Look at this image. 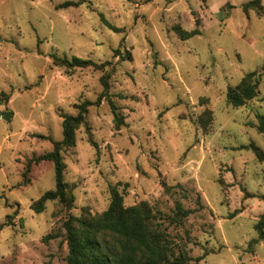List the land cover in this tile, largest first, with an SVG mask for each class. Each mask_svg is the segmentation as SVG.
Returning a JSON list of instances; mask_svg holds the SVG:
<instances>
[{"label": "rangeland", "instance_id": "1", "mask_svg": "<svg viewBox=\"0 0 264 264\" xmlns=\"http://www.w3.org/2000/svg\"><path fill=\"white\" fill-rule=\"evenodd\" d=\"M249 1L0 0V264H66L62 223L102 213L114 193L159 212L174 258L264 264V160L250 148L264 153V81L240 107L225 99L264 66V0L245 14ZM63 2L77 5L57 9ZM177 28L200 34L182 41ZM51 54L105 65L67 69ZM104 74L108 94L126 97L112 98L124 125L115 130L106 101L89 106L74 146L60 152L72 207L48 201L35 213L54 189L53 166L32 165L23 178L25 164L62 140L60 115L95 102ZM175 202L192 212L177 223Z\"/></svg>", "mask_w": 264, "mask_h": 264}, {"label": "trees", "instance_id": "2", "mask_svg": "<svg viewBox=\"0 0 264 264\" xmlns=\"http://www.w3.org/2000/svg\"><path fill=\"white\" fill-rule=\"evenodd\" d=\"M77 5L72 2H63L56 6L57 9ZM224 6H228L226 2ZM259 0H251L242 7L246 14L248 10L259 12ZM102 22L114 32H118L107 24L100 15ZM196 22V27L198 26ZM176 34L180 40L185 41L200 34L197 28L187 32L176 29ZM116 55H120L115 51ZM52 64L63 66L67 69L88 68L102 70L105 64L97 65L91 60H83L77 57H59L51 54ZM128 57L120 56V60ZM108 75L100 77L102 92L98 95L95 102H83L77 106L78 112L75 116L61 114L62 119V140L52 142V150L40 156L32 157L25 164L22 177L30 171L32 165L47 161L53 166L55 186L52 191L45 192L32 205V211L41 213L44 205L48 201H58L67 209L72 207L74 198L68 185L64 182L63 172L65 169L61 150L74 146L75 131L85 126V115L89 106H97L102 100L108 103L113 117L115 130L124 125V118L118 112V108L112 101L113 97L126 99L125 96L108 94ZM264 81V66L260 71H253L243 76L241 81L234 87H228L225 94L226 102L232 107H240L256 97L258 86ZM211 121L210 113L207 111L204 116L198 119L199 125L205 130ZM256 129L264 135V119L257 117ZM256 157L264 160V153L254 146H250ZM169 188L166 189L168 191ZM264 202V198H261ZM174 216L172 222H181L190 215V210H184L179 202L174 204ZM161 219L159 212H153L146 203L142 202L135 206L125 207L122 199L114 193L105 211L100 214L92 215L87 209H83L78 217L70 216L63 223L64 239L67 247L66 264H187V259L182 255L173 257L168 241L162 229L159 228L157 220ZM264 213L256 225L258 239H262ZM46 239V237L44 238ZM254 240L252 243H256Z\"/></svg>", "mask_w": 264, "mask_h": 264}, {"label": "water", "instance_id": "3", "mask_svg": "<svg viewBox=\"0 0 264 264\" xmlns=\"http://www.w3.org/2000/svg\"><path fill=\"white\" fill-rule=\"evenodd\" d=\"M10 116H11V113H3V114H1V118L3 119V120H6V121H8L9 120V118H10Z\"/></svg>", "mask_w": 264, "mask_h": 264}]
</instances>
